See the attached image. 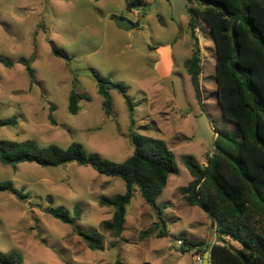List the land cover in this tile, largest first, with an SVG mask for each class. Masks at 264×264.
I'll return each instance as SVG.
<instances>
[{"label":"rangeland","instance_id":"obj_1","mask_svg":"<svg viewBox=\"0 0 264 264\" xmlns=\"http://www.w3.org/2000/svg\"><path fill=\"white\" fill-rule=\"evenodd\" d=\"M144 1V6L129 12L126 0H0V57L13 62L11 68L0 63V119L17 120L15 126L0 129V141L35 140L42 147L62 148L77 142L88 153H99L110 161L128 159L134 151L130 111L123 96L112 90L113 113H105L95 72L127 87L134 103L133 131L166 141L178 167L157 199L169 236L159 237L158 212L137 191L128 206L125 230L117 239L102 228L114 210L100 200L123 194L122 179L76 164L43 168L25 163L13 168L0 163V182L12 181L29 194L22 201L0 193V251L20 252L24 264H117L118 260L200 264L196 249L181 251L185 240L241 248L234 240L218 236L213 217L189 206L180 193L192 181L184 158L205 166L215 153L218 134L238 132L225 120L218 101L211 29L200 20L199 104L184 67L193 53L187 0ZM122 19L134 27L119 28L117 21ZM52 49L62 50L69 61L54 56ZM167 56L169 75L159 64ZM32 57L36 83L30 89L20 62ZM73 89L91 98L80 101L76 115L68 110ZM50 115L56 124L50 122ZM49 206H63L72 213L79 206L78 224L86 231L100 232L103 249H89L72 226L45 211Z\"/></svg>","mask_w":264,"mask_h":264},{"label":"trees","instance_id":"obj_2","mask_svg":"<svg viewBox=\"0 0 264 264\" xmlns=\"http://www.w3.org/2000/svg\"><path fill=\"white\" fill-rule=\"evenodd\" d=\"M132 12L144 6V0H126ZM189 31L193 41L191 58L185 61L195 97L202 103L201 75L203 63L197 30L202 19L211 29L216 50L217 97L226 121L237 127V134L220 132L215 153L201 166L189 157L184 164L192 176L188 186L180 189L191 207L197 206L216 222L221 238L239 243L237 249L228 244L193 243L184 241L182 252L189 247L203 257L210 253V264H264V0H187ZM196 6V7H195ZM134 27V24H133ZM54 56L69 61L62 50L52 49ZM34 58L22 59L29 78L30 89L36 83L32 67ZM7 68L13 62L0 57ZM98 94L108 116L113 113L111 91L117 90L130 111L132 131L129 135L133 154L121 163L103 158L99 153H88L80 143L69 147L40 146L35 140L23 142L0 141V163L16 168L20 164H36L43 168H57L68 164L90 166L107 177H118L126 184V191L114 197H102L101 205L113 208L112 218L102 223L105 232L119 239L125 230L128 206L139 191L146 205L158 212L162 223L159 237H168L163 208L158 197L168 185L169 178L178 171L176 156L166 141L142 136L133 131L134 103L125 85L110 81L93 72ZM90 96L73 89L69 96V112L76 115L80 101ZM50 122L56 124L50 115ZM16 117L0 119V129L13 127ZM0 193L14 195L26 201L29 194L19 190L12 181L0 182ZM45 211L54 219L70 225L91 250H102L103 235L86 231L78 224L79 206L73 213L63 206H49ZM0 264H24L23 255L12 250L0 251ZM117 264H124L121 260Z\"/></svg>","mask_w":264,"mask_h":264},{"label":"water","instance_id":"obj_3","mask_svg":"<svg viewBox=\"0 0 264 264\" xmlns=\"http://www.w3.org/2000/svg\"><path fill=\"white\" fill-rule=\"evenodd\" d=\"M117 25L121 29H130L133 27V23L131 21L124 20V19L117 21ZM204 261H205V264L210 263V253L208 251L205 252L204 254Z\"/></svg>","mask_w":264,"mask_h":264},{"label":"crops","instance_id":"obj_4","mask_svg":"<svg viewBox=\"0 0 264 264\" xmlns=\"http://www.w3.org/2000/svg\"><path fill=\"white\" fill-rule=\"evenodd\" d=\"M167 51L166 49H164V52ZM188 60V59H187ZM160 65H163L164 67V74L165 75H169L170 71L168 68L171 67V60L170 58L167 56L165 59H162V61L159 63ZM191 80V79H190Z\"/></svg>","mask_w":264,"mask_h":264},{"label":"built area","instance_id":"obj_5","mask_svg":"<svg viewBox=\"0 0 264 264\" xmlns=\"http://www.w3.org/2000/svg\"><path fill=\"white\" fill-rule=\"evenodd\" d=\"M203 259H204V257H198V262H199L200 264H203Z\"/></svg>","mask_w":264,"mask_h":264}]
</instances>
